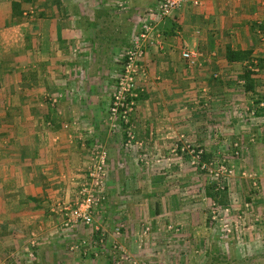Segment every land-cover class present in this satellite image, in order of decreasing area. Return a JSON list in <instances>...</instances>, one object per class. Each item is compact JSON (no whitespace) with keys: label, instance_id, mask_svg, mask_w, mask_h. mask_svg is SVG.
Returning <instances> with one entry per match:
<instances>
[{"label":"rangeland","instance_id":"374dc122","mask_svg":"<svg viewBox=\"0 0 264 264\" xmlns=\"http://www.w3.org/2000/svg\"><path fill=\"white\" fill-rule=\"evenodd\" d=\"M115 1L109 5L114 16L103 33L108 39L104 37L109 49L107 70L95 76L106 80L105 85L102 82L107 93L104 130L118 144L113 155L121 157L120 164L108 160V147L96 138L84 153L81 175L67 171L58 187L57 182L51 184L59 188V195L35 204L39 213L28 215L29 224L20 215L8 214L13 206L8 193L0 191V264H264L263 52L249 55L247 50L243 65L215 71L203 81L208 84L191 88L197 90L186 96V102L163 105L176 115L161 114L160 145L156 142V147L147 149L150 141L141 140L132 118L142 89L139 82L148 77L141 59L130 94L125 92L123 100L112 94L124 73L127 46L121 42L132 31L134 20L129 19L131 3ZM9 2L0 0V143L8 129L26 125L23 97L29 86L18 71L23 61L16 57L24 35L30 30L35 39L47 26L44 21L42 30L36 20L71 11L62 10L56 0H32L15 18L10 16ZM79 32L80 41L90 39ZM69 48V55L80 54L81 67L87 64L88 47L80 45L82 53L77 45ZM244 69L250 72L252 90L245 89L246 79L240 77ZM38 70L34 77L40 75ZM57 96L47 92L40 104L54 107ZM96 147H103L106 154L102 190L91 223L83 225L72 222L64 207H72L80 198ZM211 184L219 191L215 200L205 195ZM13 220L18 223L15 228L9 223Z\"/></svg>","mask_w":264,"mask_h":264},{"label":"crops","instance_id":"0c3cea01","mask_svg":"<svg viewBox=\"0 0 264 264\" xmlns=\"http://www.w3.org/2000/svg\"><path fill=\"white\" fill-rule=\"evenodd\" d=\"M128 1L133 9V12L129 10V19L134 20L132 31L121 42L127 47L143 19L142 12L158 0ZM56 2L62 10L71 8L70 13H54L36 20L42 30L45 21L46 28L41 35L37 33L35 39L28 30L19 56H12L14 62L15 56L23 61L18 71L24 72L20 75L29 86L23 97L27 120L24 129H8L7 137L0 143V191L8 193V201L13 206L8 214L22 216L26 224L30 223L29 214L39 213L35 204H43L44 197L59 195V188L53 189L50 185L57 182L58 187L63 173L81 175L80 169L86 164L84 153L96 138L108 147L110 162L118 165L121 160L120 156L113 155V149L118 146L116 140L107 137L104 130L107 93L102 86L106 80L101 77L107 70L105 54L109 52L103 33L106 23L114 16L109 5L115 4L113 0ZM80 29L89 40L77 39ZM155 30L158 37L155 39L151 34L152 39H146L142 46L140 59L148 77L139 82L142 89L132 114L139 128L137 134L141 140L150 141L152 147L146 146L147 149L156 147V142L158 147L160 145L158 141L162 137L157 135L162 133L157 132L163 118L161 114L176 115L163 109V105L186 102V96L197 90L191 88L208 84L203 81L215 71L223 73L244 64L246 58L227 61V50L264 54V0H200L198 6L185 2L170 15L157 20ZM75 45L79 52L84 51L80 50V45L88 47L85 51L89 56L84 55L87 64L82 67L79 53L77 57L68 54V48ZM185 49L197 54L195 65H188L181 58L180 52ZM54 66L57 68L53 69ZM35 69H40L38 77H34ZM97 72L101 75L96 77ZM17 80L15 83L20 82V78ZM187 89L190 94H186ZM47 92L58 95L54 107L40 104ZM72 121L76 125L71 126ZM183 125L188 127L187 123ZM9 223L13 228L18 224L16 220Z\"/></svg>","mask_w":264,"mask_h":264},{"label":"built area","instance_id":"2783aa9c","mask_svg":"<svg viewBox=\"0 0 264 264\" xmlns=\"http://www.w3.org/2000/svg\"><path fill=\"white\" fill-rule=\"evenodd\" d=\"M185 2H189L193 6H198L200 0H158L153 7H149L142 12L143 19L124 52V73L119 77L118 89L116 87L112 93L113 96L116 93L114 97L116 100H123L125 98L124 96H126L125 92H128L133 87V73L137 69V61L141 58L144 41L146 39H152L150 37L151 34L154 35L155 39L158 37V33L155 30L156 21L170 15ZM117 4L121 5L122 2L119 1ZM180 56L187 61L188 65L192 66L196 64L197 54L195 52L185 49L180 52ZM113 110L114 108L111 109V111ZM105 156L103 147H96L94 149L87 173L88 182L82 185L84 187L79 191L80 198L75 201L72 207H64V209H68V218L72 222H78L83 225L91 223V214L96 207L98 197L102 190ZM100 198L102 199V195ZM114 230L116 233L118 232V228Z\"/></svg>","mask_w":264,"mask_h":264},{"label":"trees","instance_id":"16d2710c","mask_svg":"<svg viewBox=\"0 0 264 264\" xmlns=\"http://www.w3.org/2000/svg\"><path fill=\"white\" fill-rule=\"evenodd\" d=\"M31 2H32V0H10V2H9L10 3V16L15 17V18L20 17L22 14L23 8H25ZM248 54H249V51L242 52V51H229V50H227L225 58L227 61L240 60V59H245ZM249 74H250V72L248 70L244 69V71L242 72V76L240 75V77H244L246 79L245 89L247 91L253 89L252 84H251V80L249 78ZM262 110H264V107ZM213 187H215L214 184L206 186L205 195L209 196L210 198L215 200L217 195H218L217 193H219V191L214 190ZM216 191H218V192H216ZM222 192H224V191H221V193ZM219 199H217L216 201L219 202ZM220 200L222 201V199H220Z\"/></svg>","mask_w":264,"mask_h":264}]
</instances>
